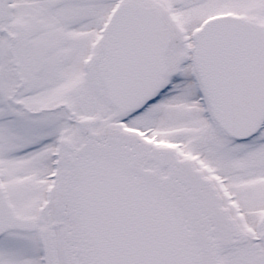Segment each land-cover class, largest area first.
I'll return each instance as SVG.
<instances>
[{
	"label": "snow or ice",
	"instance_id": "snow-or-ice-1",
	"mask_svg": "<svg viewBox=\"0 0 264 264\" xmlns=\"http://www.w3.org/2000/svg\"><path fill=\"white\" fill-rule=\"evenodd\" d=\"M0 264H264V0H0Z\"/></svg>",
	"mask_w": 264,
	"mask_h": 264
}]
</instances>
